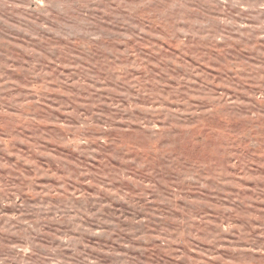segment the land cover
Returning <instances> with one entry per match:
<instances>
[{"label":"rangeland","instance_id":"obj_1","mask_svg":"<svg viewBox=\"0 0 264 264\" xmlns=\"http://www.w3.org/2000/svg\"><path fill=\"white\" fill-rule=\"evenodd\" d=\"M0 264H264V0H0Z\"/></svg>","mask_w":264,"mask_h":264}]
</instances>
